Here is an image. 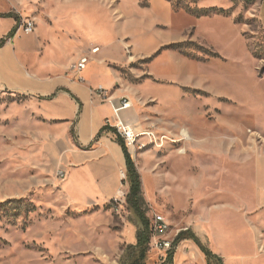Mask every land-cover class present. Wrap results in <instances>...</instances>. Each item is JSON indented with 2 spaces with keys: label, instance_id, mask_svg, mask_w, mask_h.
<instances>
[{
  "label": "rangeland",
  "instance_id": "obj_1",
  "mask_svg": "<svg viewBox=\"0 0 264 264\" xmlns=\"http://www.w3.org/2000/svg\"><path fill=\"white\" fill-rule=\"evenodd\" d=\"M168 1L174 8L169 28L156 30L149 41L179 38L184 52L167 49L168 43L150 55L137 54L120 70V87L139 115L137 134L148 133L137 138L136 151L129 149L142 180L143 210L152 232L155 216L169 221L162 237L172 243L190 230L224 264H264V30L258 0H232L202 18L184 9H210L200 7L202 0ZM140 4L148 7L149 0ZM24 99L0 88V264H120L129 230L138 223L128 203V170V186L110 201L71 204L54 146L39 137L47 130L21 123L20 111L11 109ZM153 244L152 237L147 264H159L169 252ZM190 250L181 242L175 264H208L201 250Z\"/></svg>",
  "mask_w": 264,
  "mask_h": 264
},
{
  "label": "crops",
  "instance_id": "obj_2",
  "mask_svg": "<svg viewBox=\"0 0 264 264\" xmlns=\"http://www.w3.org/2000/svg\"><path fill=\"white\" fill-rule=\"evenodd\" d=\"M231 2L202 0L199 4L201 8H215ZM41 5L47 9V17L40 15ZM87 5L95 8L93 13L86 11ZM256 8L264 30V0H258ZM9 14L21 21L30 17L37 24L36 32L27 35L18 31L16 18L0 17V42L6 40L0 48V88L25 98L11 109L20 111L21 123L47 130L39 137L54 146L55 156L67 172L63 190L71 204L110 201L125 187L120 172H126L127 160L118 135L102 133L106 125L116 124L112 105L93 102L91 89H107L116 104L130 100L132 107L121 113V120L135 134L139 132V115L120 87V70L139 53L147 56L168 43L179 44V38L168 43L149 41L156 30L169 28L172 3L149 0V6L143 7L140 0H0V15ZM130 21L124 28L123 23ZM141 38L147 43H139L137 50ZM94 47H100V52L94 54ZM128 50L131 53L127 54ZM87 55L91 58L87 69L80 75L73 72V64ZM174 135L182 141L179 133ZM260 201L262 204L264 197L260 196ZM136 234L137 230L130 228L129 245L137 243ZM183 244L191 248L190 252H201L192 241Z\"/></svg>",
  "mask_w": 264,
  "mask_h": 264
},
{
  "label": "trees",
  "instance_id": "obj_3",
  "mask_svg": "<svg viewBox=\"0 0 264 264\" xmlns=\"http://www.w3.org/2000/svg\"><path fill=\"white\" fill-rule=\"evenodd\" d=\"M197 3V2H196ZM188 13H191L197 18L202 17H209L212 14L216 13L215 8L210 9H202L193 11L189 7L184 8ZM0 17H14L18 22H21L20 17H16L13 14L9 15H0ZM15 30L11 35L10 38H13L16 34ZM6 40H2L0 42V48L4 45ZM167 49H174L180 52L183 51V43L173 44L168 47ZM105 131H113L118 135L119 142L123 147L126 160H127V170H128V177H129V185H130V193L128 195V203L129 207L132 212L138 218L137 223V243L135 245H128L124 250L120 264H147L149 256H150V245L151 240L153 237V232L151 229L150 221L146 216L145 211L143 210V205L145 204L143 191H142V180L139 172L136 169L135 162L131 156L129 149L127 148L125 141L119 136L117 130L111 127L109 124L103 128L102 133ZM189 240L196 244L203 254L206 256L208 264H224L223 259L220 258L218 255L214 254L202 241L201 239L192 231L187 230L181 232L176 241L173 243V247L169 250L168 255L165 259H163L159 264H175V249L178 245L185 241Z\"/></svg>",
  "mask_w": 264,
  "mask_h": 264
},
{
  "label": "built area",
  "instance_id": "obj_4",
  "mask_svg": "<svg viewBox=\"0 0 264 264\" xmlns=\"http://www.w3.org/2000/svg\"><path fill=\"white\" fill-rule=\"evenodd\" d=\"M37 24L36 21L32 18H28L26 20L21 21L20 27L18 31H22L24 34L31 35L36 32ZM17 32V31H16ZM92 52L94 54H97L100 52V47H94L92 49ZM90 56H82L75 64H73L71 70L75 72L76 74L80 75L82 72H84L89 63H90ZM80 82H84L83 78H79ZM91 100L93 102L98 103H108L111 104L113 107V112L115 115L116 124H114L113 128H115L118 132V134L122 137V139L125 141V144L128 149H131V147H136V144L138 143L137 140V133L133 132L131 134L130 129L132 128H126L124 122L121 120V113L125 110H128L132 107V103L130 100L123 99L118 104L112 100L110 91H108L105 88L99 87V88H93L91 89ZM110 125V124H109ZM134 131V130H133ZM59 177L62 180H65L67 178V172L65 170L59 171ZM121 179L122 182L128 186V177L126 172H121ZM170 229L169 221L164 216H155L154 223H153V241L154 246L159 250L169 251L173 247V243L169 241L167 238H163L162 236L168 232Z\"/></svg>",
  "mask_w": 264,
  "mask_h": 264
},
{
  "label": "bare ground",
  "instance_id": "obj_5",
  "mask_svg": "<svg viewBox=\"0 0 264 264\" xmlns=\"http://www.w3.org/2000/svg\"><path fill=\"white\" fill-rule=\"evenodd\" d=\"M125 127L128 128L127 126H125ZM130 131H131V134H133L134 131L131 130V129H130ZM142 135H147V134L144 133V134H142ZM137 137H138V135H137ZM136 149H137V148H136L135 146H134V147H131V151H136ZM147 185H148V182H147Z\"/></svg>",
  "mask_w": 264,
  "mask_h": 264
}]
</instances>
